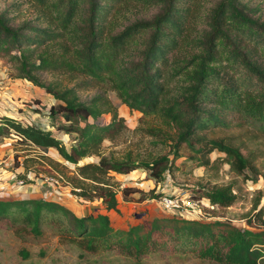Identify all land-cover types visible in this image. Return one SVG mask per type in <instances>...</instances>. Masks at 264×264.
I'll list each match as a JSON object with an SVG mask.
<instances>
[{
  "label": "trees",
  "instance_id": "obj_1",
  "mask_svg": "<svg viewBox=\"0 0 264 264\" xmlns=\"http://www.w3.org/2000/svg\"><path fill=\"white\" fill-rule=\"evenodd\" d=\"M120 1L37 0L41 8L49 7L55 12L59 21L57 31L37 28L27 22L14 27L0 14V58L18 63L15 79L32 81L57 99L48 107V116L61 117L56 126L50 123L44 127L0 114V143L10 130L20 140L43 151L55 148L66 161L75 164L72 172L64 177L70 191L82 198L101 200L107 210L117 209L118 192L123 199H129L127 194L136 191L144 193L134 186L119 188L120 181L111 171L127 174L142 168L158 183L167 170L172 171V162L180 156L182 145L192 150L189 159L195 161L194 167L219 172L227 164L228 170L241 174L244 179L250 177L249 172H254V177L259 175L251 152L244 153L240 145L224 137H208L205 132L225 125L223 115L234 111L244 122L264 133V66L249 56L251 51L241 47L243 41L253 42L254 53L264 57V21L251 16L250 6L242 0H217L208 10V28L193 46L197 51L190 54L180 69L169 63V54L178 50L180 41L186 39L188 18L198 0H154L160 3L155 15L134 20L104 39L111 8ZM179 2L187 4L179 5ZM43 15L50 20L47 13ZM77 18L81 19L80 24ZM145 31L148 34L138 57L125 58L134 40L144 36ZM59 37L62 42L67 39L75 45L73 59L59 55L47 61L41 56L39 62H34L28 60L30 55H26L27 59L19 54L32 49L33 44L44 46ZM14 51L18 54H13ZM50 65L86 75L88 80L83 85L108 83L130 108L143 115L157 114L172 124L175 128L170 142L173 160L169 158L170 152L148 160L136 157L130 150L121 155L113 150L104 153L105 139L113 141L129 130L124 117L104 93L81 100L74 86L59 88L42 82L34 70L51 69ZM178 72L183 73L184 82L173 93L168 82ZM104 112L111 114L110 120L97 122ZM52 130L75 133V141L67 147ZM216 151L218 154L212 157ZM90 155L98 157L95 161L79 162ZM233 188L234 184L227 183L210 188L197 184L188 189L195 199L205 198L220 209L239 200ZM263 194L264 190H257V200L252 212L243 218L244 225L218 218L206 221L167 215L121 228L114 227L104 212L78 216L56 200L31 196L0 199V222L20 215L25 228L39 235L42 217L51 213L63 225L59 238L76 243L83 252L109 249L139 257L166 248L194 252L222 264H264V203L259 202ZM21 254L27 255L23 251Z\"/></svg>",
  "mask_w": 264,
  "mask_h": 264
},
{
  "label": "rangeland",
  "instance_id": "obj_2",
  "mask_svg": "<svg viewBox=\"0 0 264 264\" xmlns=\"http://www.w3.org/2000/svg\"><path fill=\"white\" fill-rule=\"evenodd\" d=\"M216 1H197L195 9L188 18L187 37L180 41L178 50L169 54L170 64L180 67L190 58V54L197 51L193 46L198 40L197 37L208 28V10ZM242 1L250 6L251 16L264 21V0ZM186 4L187 2H179V5ZM158 10H160V3L154 0H121L115 3L108 17L104 39L134 20L151 18ZM1 13L14 27L27 22L37 28H52L57 31L55 28L59 26V21L52 8L47 7L44 10L38 5L37 0H0ZM43 13H47L50 20H46ZM81 13H83L82 9ZM77 21L81 23L80 18H77ZM31 32L28 31V33ZM143 34L144 36L134 40L125 58L138 57L139 48L148 31ZM61 39L62 37H59L57 40L48 41L44 46L33 44L32 49L19 54L26 58L30 55V59H27L34 62H39L41 56L47 58V61L59 55L73 59L72 50L75 45L67 39L64 42ZM46 45H48L47 48ZM241 47L251 51L249 56L264 66V57L261 53H254L255 44L253 42L243 41ZM15 52L13 54H18ZM17 66L16 61L10 62L7 58H0V98L2 99L0 102L3 103L0 105V114L20 118L24 123H34L44 127L54 123L56 126L61 117L58 114L55 118L48 116V107L56 103L57 99L44 87L32 81L23 78L15 79ZM50 67L51 69L44 67L34 70L42 82L52 83L59 88L74 86L81 100H89L97 93H104L117 108L119 114L124 117L129 130L123 135H118L113 141L105 139L103 141L104 153L108 154L110 150H113L116 155H121L125 150H130L136 157L148 160L158 154L170 152L169 158L173 160L170 142L175 128L172 124L157 114L143 115L139 110L130 108L120 99L117 91L109 87L108 83L83 85L82 82L88 80L86 75L60 65H50ZM183 82V73L178 72L169 79V91L175 93ZM110 118L111 114L104 112L97 118V122L104 123ZM223 120L226 122L225 125L214 127L205 134L208 137H224L240 145L244 153L251 152L260 172L256 177H254V172H249L250 177L244 179L241 174H234L228 170L227 164H224L219 172L204 167H194L195 161L189 159L193 153L192 150L182 145L180 156L172 162L174 164L171 167L172 171L167 170L163 179L158 183L142 168H137L127 174L111 171L113 177L120 181L119 188L134 186L143 190L144 193L136 191L127 194L129 199H123L122 193L118 192L117 209L107 210L101 200L82 198L70 191L64 177L72 172L75 167L74 163L66 161L55 148L43 151L33 144L20 140L9 130L0 143V199H8L19 193L55 199L71 208L72 212L78 216L89 212H104L108 214L114 227L121 228L152 217L167 215L206 221L218 218L231 221L236 225H244L243 218L252 212L254 202L257 200V190H264V133L255 129L250 123L244 122L238 112H226ZM52 131L63 140L67 147L75 141V133ZM216 153L218 154L217 151L213 152L211 156H216ZM97 157L96 155L86 156L79 162L95 161ZM12 173L15 175L13 179ZM51 178H57L58 182H54ZM14 179L23 180L22 190L24 192H19L21 186ZM227 183L234 184L233 190L238 193L239 200L220 209L215 208L205 198L195 199L188 189L197 184L210 188ZM40 192L43 193L40 194ZM156 193L159 195L155 197ZM164 196L175 199L172 207H164L161 202ZM259 202L264 203V194ZM54 216L49 213L42 217L40 221L42 233L39 235H34L25 228L20 215L14 219L1 221L0 264H222L200 257L194 252L166 248L149 251L139 257L109 249H100L95 253L83 252L76 243L62 241L59 238L58 232L63 225L55 220ZM21 251L26 252L27 255L24 256Z\"/></svg>",
  "mask_w": 264,
  "mask_h": 264
},
{
  "label": "built area",
  "instance_id": "obj_3",
  "mask_svg": "<svg viewBox=\"0 0 264 264\" xmlns=\"http://www.w3.org/2000/svg\"><path fill=\"white\" fill-rule=\"evenodd\" d=\"M5 92H7V90L5 89ZM1 99V98H0ZM2 100V99H1ZM0 105H3V103L2 102H0ZM5 115H8V114H5ZM10 116V115H9ZM12 116V115H11ZM12 117H14V116H12ZM17 118V117H16ZM13 174V173H12ZM12 179L15 177V175L13 174L12 176ZM59 177L62 179V176H60L59 175ZM11 179V180H12ZM52 179V178H51ZM54 182H58V179L57 178H55V179H52ZM14 181H16V183L18 184V185H20L21 187H20V190H19V192H24V190H22V187H24V182H23V180H17V179H14ZM65 183H66V181H65ZM66 185H68L67 183H66ZM68 187H69V185H68ZM43 192H40V194H42ZM28 196H31V195H23V194H16L14 197H28ZM14 197H11V198H14ZM37 197V196H36ZM44 199H47V198H45V197H43ZM50 200H55V199H50ZM174 201H175V199L174 198H171V197H169V196H164L163 197V199H162V203H163V205H164V207H166V208H169V207H172V205H173V203H174Z\"/></svg>",
  "mask_w": 264,
  "mask_h": 264
},
{
  "label": "crops",
  "instance_id": "obj_4",
  "mask_svg": "<svg viewBox=\"0 0 264 264\" xmlns=\"http://www.w3.org/2000/svg\"><path fill=\"white\" fill-rule=\"evenodd\" d=\"M31 197H36L35 195H31ZM8 198H11V197H8Z\"/></svg>",
  "mask_w": 264,
  "mask_h": 264
},
{
  "label": "water",
  "instance_id": "obj_5",
  "mask_svg": "<svg viewBox=\"0 0 264 264\" xmlns=\"http://www.w3.org/2000/svg\"><path fill=\"white\" fill-rule=\"evenodd\" d=\"M73 202H74V200H72ZM66 206V205H65ZM69 208V207H68ZM69 209H71V208H69ZM77 215V214H76Z\"/></svg>",
  "mask_w": 264,
  "mask_h": 264
}]
</instances>
